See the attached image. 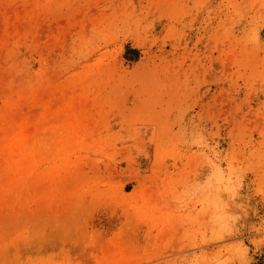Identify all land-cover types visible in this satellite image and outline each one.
<instances>
[{"label":"rangeland","instance_id":"1","mask_svg":"<svg viewBox=\"0 0 264 264\" xmlns=\"http://www.w3.org/2000/svg\"><path fill=\"white\" fill-rule=\"evenodd\" d=\"M0 264H264V0H0Z\"/></svg>","mask_w":264,"mask_h":264}]
</instances>
